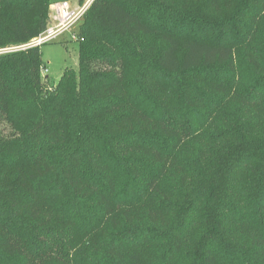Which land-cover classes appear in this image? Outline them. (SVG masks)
Listing matches in <instances>:
<instances>
[{
    "label": "trees",
    "instance_id": "trees-1",
    "mask_svg": "<svg viewBox=\"0 0 264 264\" xmlns=\"http://www.w3.org/2000/svg\"><path fill=\"white\" fill-rule=\"evenodd\" d=\"M51 0H0V48ZM79 68L0 54V264H264V0H94Z\"/></svg>",
    "mask_w": 264,
    "mask_h": 264
},
{
    "label": "rangeland",
    "instance_id": "rangeland-1",
    "mask_svg": "<svg viewBox=\"0 0 264 264\" xmlns=\"http://www.w3.org/2000/svg\"><path fill=\"white\" fill-rule=\"evenodd\" d=\"M61 1L63 0H51L52 5L50 10L52 11L53 4L59 3ZM69 1L74 8H78L79 6L84 5L87 0ZM82 21L83 19H81V21L71 30L65 32L57 39L44 43L41 46L43 60L45 62V66L48 68V81L45 82L46 88H53L59 81L66 68H74L76 70L79 68L78 42L77 39L74 38V34H77L79 32V27ZM23 48H26L24 44L0 48V50L9 52ZM11 131L12 130L9 125L0 123V135H9Z\"/></svg>",
    "mask_w": 264,
    "mask_h": 264
},
{
    "label": "built area",
    "instance_id": "built-area-1",
    "mask_svg": "<svg viewBox=\"0 0 264 264\" xmlns=\"http://www.w3.org/2000/svg\"><path fill=\"white\" fill-rule=\"evenodd\" d=\"M93 1L94 0H87L84 5L78 8H74L69 0H63L53 4V12L50 14V22L46 30L24 46L33 47L53 41L65 32L71 30L83 19ZM74 38H76L75 34ZM41 72L43 75H47L48 68L43 67Z\"/></svg>",
    "mask_w": 264,
    "mask_h": 264
},
{
    "label": "water",
    "instance_id": "water-1",
    "mask_svg": "<svg viewBox=\"0 0 264 264\" xmlns=\"http://www.w3.org/2000/svg\"><path fill=\"white\" fill-rule=\"evenodd\" d=\"M4 52H8V51L0 50V54H1V53H4Z\"/></svg>",
    "mask_w": 264,
    "mask_h": 264
},
{
    "label": "crops",
    "instance_id": "crops-1",
    "mask_svg": "<svg viewBox=\"0 0 264 264\" xmlns=\"http://www.w3.org/2000/svg\"><path fill=\"white\" fill-rule=\"evenodd\" d=\"M52 12H53V10L51 11V13H52ZM51 13H50V14H51Z\"/></svg>",
    "mask_w": 264,
    "mask_h": 264
}]
</instances>
